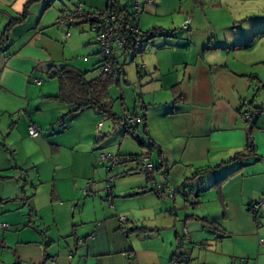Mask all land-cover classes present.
<instances>
[{
	"label": "crops",
	"instance_id": "obj_1",
	"mask_svg": "<svg viewBox=\"0 0 264 264\" xmlns=\"http://www.w3.org/2000/svg\"><path fill=\"white\" fill-rule=\"evenodd\" d=\"M29 1L0 0V37ZM109 1L38 0L28 7L26 18L11 28L0 48V225L15 227L0 230V264H264V208L257 217L249 211L250 204L264 194V138L246 130L238 119L246 102L243 97L252 86L247 77L253 75L245 70L250 62L242 52L252 49L257 36L264 35V16L247 17L241 25L229 16L207 37L201 32V11L196 8L189 26H176L190 14L183 0L148 4L140 0L141 35L152 29L158 34L148 35L136 54H116L119 66L120 60L125 65L127 57L137 56L143 65L133 107L123 89L121 107L125 109L120 120H106L112 125L110 131L115 128L116 134L122 133L115 136L116 142L121 138L116 153L119 162L123 157L126 164L117 175L127 178L131 172L141 173L138 161L144 155L155 171L150 178L141 173L137 184L118 182L108 203L97 188L103 181L94 179L103 148L96 147L93 138L105 117L93 109L68 116L70 107L53 99L58 95V81L43 84L41 77L49 79L52 68L80 69L64 53L67 47L83 50L90 45L88 39L70 36L73 25H57L58 31L47 34L51 27V22H45L47 11L55 9L61 15L78 4L86 13L104 11ZM116 1V6L129 12L131 0ZM55 15L50 13L49 20ZM74 25L90 26L83 20ZM59 27H66V32ZM59 41L65 45L60 57L54 53ZM83 53L92 54V48ZM94 53L99 55V50ZM99 62L98 58L95 65ZM121 70L119 79L124 75ZM260 77L252 79L264 89ZM34 79L42 84L34 87ZM116 85L122 89L121 81ZM18 110L26 115L12 118ZM128 116L144 117V124L126 126ZM106 124L102 129L108 132ZM29 125L41 128L38 137H29ZM124 126L132 128L141 142L151 141L153 148L124 135ZM106 142L102 141L104 147ZM133 161L135 170L128 171ZM166 168L168 187L178 192L172 200L167 191L158 190ZM206 169L210 171L202 179L195 178L198 170ZM89 181L94 183L95 198L81 194ZM190 191L198 193L192 208L184 201V193ZM119 217L126 218V236L119 231ZM184 232L189 241H184ZM92 234L93 240L89 239ZM184 257L188 260L183 261Z\"/></svg>",
	"mask_w": 264,
	"mask_h": 264
},
{
	"label": "rangeland",
	"instance_id": "obj_2",
	"mask_svg": "<svg viewBox=\"0 0 264 264\" xmlns=\"http://www.w3.org/2000/svg\"><path fill=\"white\" fill-rule=\"evenodd\" d=\"M211 1V2H210ZM194 0V3L192 0H183V3L186 4L185 9H189V16L185 17L183 23H179V28H184L185 26H189L190 25V21H191V14L193 15L194 13H192V9L196 8V10H198L200 12V16H201V20L202 23L200 24L201 26V32L202 34H205L207 37L211 36L212 32L216 33L217 28L219 26V21L221 22L222 20H224L225 18L231 16L232 20L234 21H240L238 24L241 25V21L245 20L247 17L250 16H259V15H263L264 16V0H236V1H231V0ZM232 2V3H231ZM217 4H219L221 6V8L218 9ZM203 10V11H202ZM213 10L217 11V12H212ZM50 13H56V15L52 18L51 17V21L49 20L48 17H50ZM199 14V13H198ZM207 15L209 21L212 23V25L207 23V20L205 19V16ZM58 16H60L59 13H57V10L55 9H49L46 13L45 16V22H51V27L49 29L46 30V32L49 33H53V30L55 29L56 31H58V26L55 25L56 24V20L58 19ZM142 16V14H141ZM196 17V15H195ZM198 17V15H197ZM141 18V17H140ZM189 19V20H188ZM198 19V18H197ZM196 21V18H195ZM77 23V22H76ZM260 24V23H258ZM83 26V27H82ZM194 26V24H193ZM80 27H82V29H80ZM185 27V28H186ZM62 28V29H61ZM213 28V29H211ZM59 30H64V33L66 32V27H59ZM83 31V33H82ZM219 31V30H218ZM61 32V31H60ZM81 32V33H80ZM200 32V33H201ZM239 32V31H238ZM238 32H235V34L238 35ZM70 36L73 38L75 36H81L83 39L85 40H89V46L83 47L82 49H79L80 47L77 48H68L65 51V57L67 58L68 62L75 68H80L81 70L85 71L87 70L88 73L86 74V79L87 80H92L93 78L98 76V70H97V65H95V61L99 58L100 60V54L96 55L95 53L93 54V50H99L98 45L95 43L94 41V34L91 31L90 26L87 25H73L70 27L69 30ZM227 33H230L229 31H227ZM61 34V33H60ZM197 35V34H196ZM222 35V34H221ZM254 47L250 50H246L243 51L242 53L245 54L244 59L247 60L249 63V65H247L246 67V71L249 72L248 74H253L250 77H247V81H251V85L250 89L246 91V95L244 98V100L247 102L244 103V106L252 109L254 111V108H261L260 112H259V117L257 119V127L258 128H254L253 132L255 133H259V135L261 137L264 138V135L261 132V127L264 123V89L262 88H258V81L252 79L254 76L259 75L261 76V80L264 83V35L260 34L259 36H257V38L254 40ZM88 41H85L84 43H86ZM65 46L63 45V43L61 41H59V47H57V51L54 52L56 54V56L60 57L62 55V47ZM92 48V54L90 55H83V51H85V49H89ZM89 52V51H88ZM88 54V53H87ZM240 59V56H238L235 60L238 62ZM257 61H259V63H257ZM120 65L123 66V70H124V75L122 76L121 79H115L113 83H111L108 87V94H109V100L112 102V112L118 115L117 118H120L119 116L122 115L123 109L121 107V95H122V90L126 89L125 95H126V99L127 102H129V106H131V108L133 107V101H134V97H137V94H135V90L138 87V82H140V78L139 75L141 73H138V70L141 72L140 69H142V65H143V61L141 60L140 56H137L136 59L131 60V58L127 57L126 59V63L124 65L123 60H120ZM78 69V70H80ZM41 80L43 81V84L45 83H50L53 81L54 85H57V79H48L46 77V75H42ZM121 81V88L120 89L116 84H120ZM32 85H34L32 83ZM34 87H36V85H34ZM253 105V107H251L250 104ZM262 104V105H261ZM23 110H18L17 112L12 114V118L17 117L19 115H26V112L24 114H20V112ZM102 118V117H101ZM238 119L239 121L244 125L245 129H248V126L243 123L240 119V116L238 114ZM103 123H107V129L105 128V130H109L108 132L104 131L102 129L100 136L95 132L94 138H93V144L98 147L101 146L103 149H101V154L104 155H117L116 151L119 149V144H120V139L119 138L121 134H116L115 128L110 131L111 129V123H108L109 121L106 120V118H102ZM67 122H65L66 124ZM30 126V125H29ZM60 126L62 127L63 125L60 124ZM56 127V128H60ZM40 128V127H39ZM66 128V125H65ZM41 129V128H40ZM104 135L103 140L105 141L107 140L108 142H106L108 144V147H104L105 145H102V141H101V136ZM116 135H120L118 138L119 140H117L116 142ZM106 136V137H105ZM131 144V147H136V145L132 142H129L128 145ZM125 147V145L123 146V148ZM127 148V146L125 147V149ZM133 148V149H134ZM104 150V151H103ZM137 149L135 148L134 151H136ZM98 155L99 156L101 155ZM97 158V159H98ZM123 157L121 158L120 162L118 165H116L113 168V176L115 178L114 180V184L113 186H118V182H122L125 181V183H132V184H137L138 181L141 179V173H137V172H131L129 173L127 178H121L119 175H117L118 169L126 164L123 162ZM129 168L131 167L132 169L130 170H135L134 167L136 166L135 161L133 162H129ZM97 168L98 170V174L96 173V176L94 177L95 182H100L101 180L103 181L100 185L97 186V188L100 189V194L105 196L106 192L104 191L105 188V178L101 177L102 174H106V170L104 169V166L102 165V163H100L99 160H97ZM29 173H33V171L29 172ZM32 177V176H31ZM32 182V181H31ZM190 187V186H189ZM170 188V187H169ZM192 188V187H191ZM172 189V188H170ZM188 189L187 187L185 188V190ZM118 190V189H117ZM174 190V189H173ZM80 192H78V197L81 198V195L79 194ZM178 192H175V195ZM82 194V193H81ZM180 194V193H179ZM124 196L123 195H119L118 198H122ZM178 198V197H177ZM168 199H173L168 197ZM188 205H186L188 208H192L194 207V205H191V202L188 200H184ZM63 210L66 209V205L65 203L63 204ZM8 225L13 228V230H15L14 226L9 224ZM120 231V230H119ZM121 233V232H120ZM122 234V233H121ZM131 236V234L129 235V237Z\"/></svg>",
	"mask_w": 264,
	"mask_h": 264
},
{
	"label": "built area",
	"instance_id": "obj_3",
	"mask_svg": "<svg viewBox=\"0 0 264 264\" xmlns=\"http://www.w3.org/2000/svg\"><path fill=\"white\" fill-rule=\"evenodd\" d=\"M151 3V0H145V4ZM116 5L115 0H110L108 8L104 11H94L87 13L89 18L92 19V24L90 25L91 31L94 34V41L99 47L100 62L97 66L98 75L106 76H115L117 69L119 67L117 60V53L121 54H136L142 50L144 47V39L138 28V23L143 12V3L140 0H131L130 10H129V21H123L119 18L113 11V6ZM83 10L82 5L78 4L74 6L71 11H64L63 14L58 17L56 24L58 26H70L76 23L80 18L87 15ZM189 20V19H188ZM186 27V26H185ZM69 34L65 35V38H68ZM134 60V59H131ZM142 68V67H141ZM32 83L36 86L42 84L41 80L34 79ZM25 112L21 111L20 114ZM239 116L243 123L248 126V130H253L259 114H256V111L243 106L239 110ZM139 118V117H138ZM137 117L128 116L124 119V124H142V121ZM103 128V122L98 123L96 126V133L100 135ZM261 132L264 135V123L261 126ZM41 129L35 125H30L28 127V135L30 138H36L40 135ZM99 161L104 166L106 170V178L104 181L105 188V200L110 203L113 198V184L114 176L112 174L113 168L119 163V157L117 155H104L99 156ZM138 171L151 176L154 171V165L149 161L147 156H141L138 161ZM168 181V170L165 169V172L162 176V180L159 184L158 190L167 191L168 197L173 198L175 195V190L170 189L167 184ZM94 183L89 181L86 186L81 190L82 196L86 198H95L97 193L93 189ZM195 195L192 193L188 194V200L191 204H194ZM110 205V204H109ZM264 208V194L263 196L253 203L250 204L249 211L254 216L257 217L260 211ZM126 218H118V228L120 232L126 236ZM9 226L6 224L0 225V230H8ZM94 234L89 236V239H94ZM184 241H189L188 234L184 232L183 234ZM129 257V255H126ZM188 260L187 257L183 258V261Z\"/></svg>",
	"mask_w": 264,
	"mask_h": 264
},
{
	"label": "trees",
	"instance_id": "obj_4",
	"mask_svg": "<svg viewBox=\"0 0 264 264\" xmlns=\"http://www.w3.org/2000/svg\"><path fill=\"white\" fill-rule=\"evenodd\" d=\"M36 1L38 0H30L26 4L24 11L20 15V17L18 19H14L10 24L6 26L4 33L0 37V48L7 42L11 28L15 26L16 24L21 23L26 18L28 14V7ZM115 2L117 4L116 0ZM113 11L119 18H121L123 21H126V23L129 21L130 16H129V12L126 9H121L115 5L113 6ZM80 20H83L85 23L89 25L92 24V19L89 18L88 14L80 18L77 22H79ZM157 34H158V30L156 29H152L147 34H143L142 38L144 39V43L148 35L150 36V38H154ZM131 54H134V52ZM122 55H125V54H122ZM121 69H122V66H119L115 76L99 75L96 79L87 80L86 79L87 73H82L70 66H63L59 69L52 68L51 69L52 71H50V74H49V79H57L58 84H59L58 95L53 97V99L70 107L71 110L68 113V116L79 113L86 109H93L107 119L110 118L112 120L119 121L120 119H118L112 112V102L109 100L108 87L111 83L114 82L115 79H118V77L122 75ZM243 106L244 104L241 106V108ZM260 110L261 109H257L256 114H259ZM138 119H140L142 121V124H144L143 123L144 117H141V118L139 117ZM60 123H63V118L60 120ZM131 130L132 128L124 126L123 134L124 135L130 134L131 137L135 141L139 142L141 146L147 147L148 149L153 148L154 144L151 141H147V143L141 142V138L137 134L135 137V134H133ZM249 131H252V130H249ZM130 158H133V157H130ZM209 171L210 169L198 170L195 178L202 179V176L204 174H207ZM147 177L150 178V176H147ZM223 181L224 180L214 183V186L218 185L220 182H223ZM175 192L177 191L175 190ZM190 193L196 196L194 199V204H191V205H196L198 193L192 192V191H190ZM188 194L189 193H184V200H188ZM138 231L143 232V233L149 232L148 230H144V229H141Z\"/></svg>",
	"mask_w": 264,
	"mask_h": 264
},
{
	"label": "water",
	"instance_id": "obj_5",
	"mask_svg": "<svg viewBox=\"0 0 264 264\" xmlns=\"http://www.w3.org/2000/svg\"><path fill=\"white\" fill-rule=\"evenodd\" d=\"M83 241H79V243H82Z\"/></svg>",
	"mask_w": 264,
	"mask_h": 264
},
{
	"label": "clouds",
	"instance_id": "obj_6",
	"mask_svg": "<svg viewBox=\"0 0 264 264\" xmlns=\"http://www.w3.org/2000/svg\"><path fill=\"white\" fill-rule=\"evenodd\" d=\"M229 40H231V37H229Z\"/></svg>",
	"mask_w": 264,
	"mask_h": 264
}]
</instances>
